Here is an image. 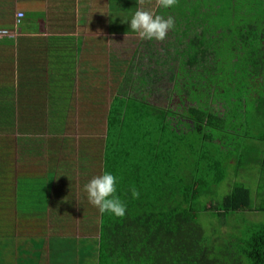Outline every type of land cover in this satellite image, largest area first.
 <instances>
[{
    "label": "trees",
    "instance_id": "obj_1",
    "mask_svg": "<svg viewBox=\"0 0 264 264\" xmlns=\"http://www.w3.org/2000/svg\"><path fill=\"white\" fill-rule=\"evenodd\" d=\"M121 1L126 10L138 4ZM150 1L139 8L153 11ZM161 12L176 26L163 41L144 40L137 57L166 64V76H138L135 68L127 80L144 95L128 92L115 99L109 137L90 158L88 178L78 180L83 191L62 194L70 206L64 231L70 229L69 243L83 259L70 264H88L84 258L94 257L99 245L101 264H264V218L245 214L264 215V0H177ZM226 48L229 59L220 53ZM120 65H112L116 83L127 68ZM136 76L145 78V89ZM228 115L251 124L261 152L239 157L227 147L224 133L233 130ZM104 171L117 177L123 217L101 214L88 202L84 184ZM232 174L229 192L219 199L217 187ZM248 178L261 184L252 190ZM64 213L50 212L54 218Z\"/></svg>",
    "mask_w": 264,
    "mask_h": 264
},
{
    "label": "crops",
    "instance_id": "obj_2",
    "mask_svg": "<svg viewBox=\"0 0 264 264\" xmlns=\"http://www.w3.org/2000/svg\"><path fill=\"white\" fill-rule=\"evenodd\" d=\"M121 2L0 0V28L13 34L0 39V255H9L0 256V264L83 260L78 247L69 243L70 229L64 231L69 224L64 212L70 206L62 194L83 191L78 180L88 178L90 158L109 137L112 105L118 96L131 93L126 71L125 94L112 95L121 84L114 78L111 83L112 65L119 70L118 63L123 69L131 64L124 55L118 60L115 50L123 48L111 36L129 33L127 7ZM118 11L125 17L119 22ZM18 12L24 13L20 22ZM160 100L165 109V97ZM84 108L96 109L94 113L107 121L103 127L98 123L95 134H88L93 128L81 118ZM73 129L83 135H73ZM32 180L38 199H18L17 189L30 187ZM52 211H61L64 219L54 218ZM28 218L45 229L25 245L20 240L33 227ZM6 226L14 231L6 232ZM10 237L13 245L6 251ZM99 246L94 257L84 258L88 264H101ZM45 252L47 260L41 256Z\"/></svg>",
    "mask_w": 264,
    "mask_h": 264
},
{
    "label": "rangeland",
    "instance_id": "obj_3",
    "mask_svg": "<svg viewBox=\"0 0 264 264\" xmlns=\"http://www.w3.org/2000/svg\"><path fill=\"white\" fill-rule=\"evenodd\" d=\"M156 3V5H154ZM154 5V6H153ZM139 7V4H137L135 7L133 8H129L128 10L124 11V12H135V10H137V8ZM151 7L153 8V11H151L154 15H160L162 12L161 10L163 9L162 7H160L157 2H155V0H152L150 1L149 5H148V8L151 9ZM122 11H118V18H117V21L119 22L121 20V18H125L122 16V13H124ZM161 16H165V15H161ZM116 21V22H117ZM217 22H219L218 20L215 21V23L217 24ZM176 25H174L175 27ZM113 31V29L111 30ZM113 37V39L116 40V43L119 47L123 48V50H116V55H118V52L120 51L121 54H123L124 56L130 58L131 60V64L128 63V66L127 68L125 69V73L127 71V79L129 78V75L131 73H134L135 72V68L140 69V75L138 76H145L144 73H150L152 74L151 76H153L154 78L155 77H158V76H166V68H167V65L166 64H159L157 63L156 61V58H153L150 62H149V57L148 56H144L143 58H138L137 55L139 54V51L138 49L142 48V43L144 40H142L139 35L136 33V32H133L132 30H129V33H122V32H118L117 34H113L111 35ZM133 38V41L131 40ZM109 42V41H108ZM146 45H144L143 47V53L145 51V47ZM162 46H163V42L159 45H154V50L158 51V50H161L162 49ZM220 53H222L227 59H229V51H228V48L226 49H220ZM122 55V57H123ZM112 62V61H111ZM168 62V60L166 61V63ZM171 63H173V61H170ZM178 68H175V70L173 71V73H177L178 74V70H176ZM178 75H181L180 73ZM111 76V83H112V80L113 78L115 77V75L113 74H110ZM136 76V81L138 82V87H141L143 88V80L145 78L143 77H138ZM131 81H132V77L130 78ZM161 80H163L161 78ZM129 81V80H128ZM127 81V82H128ZM120 83V82H119ZM118 84V83H117ZM129 84V83H128ZM161 84V82L159 83V85ZM130 85V84H129ZM128 85V86H129ZM167 85V83H166ZM114 86V84H113ZM115 87V86H114ZM137 87V88H138ZM152 87V86H151ZM101 88L103 89H106V86L103 87V82L101 80ZM131 88V94H134L135 96L136 95H139V94H142L144 95V93H138L136 92V89L135 87L133 86H130ZM146 86L143 88L145 89ZM126 89H127V85L125 84V82L122 80L121 81V84L116 88V89H112L113 92H112V95L114 96L115 94H125L126 92ZM218 94V93H217ZM233 96L235 97H238V96H243V95H239V94H234ZM244 100H245V103L247 101V97L244 96L242 97ZM111 99V98H110ZM160 104L164 102V100H160L159 101ZM165 102H166V99H165ZM232 104V102H230ZM247 105V103H246ZM96 110V109H95ZM92 108H84L82 110V116L81 118H84L85 120V126L92 129V131H100V130H97L96 127H98V123L101 127H103L104 125V121H106V119L103 118V114L102 116H97ZM229 117H227L226 119V122L229 121V128L228 129H233V130H229L228 132L224 133V140H225V144L227 145V147L234 152V154H236L237 156H242V155H245L247 152H250V151H255V152H261L262 149L259 148V147H255L257 144L262 146V142H260L259 140H256L253 138L254 136V133L251 131V119L249 120L247 117L246 118H243V120H247L248 121V124L250 126L247 125V122H242L241 124H239L237 121L235 120H238V119H235L233 121V115H228ZM106 124H107V121H106ZM256 125V123H254ZM80 127V125H78ZM104 132H103V137L105 138L106 137V133H107V128L106 129H103ZM73 135H83L81 134V131L79 130H75L73 129L72 131H70ZM89 133V131H88ZM244 162V161H242ZM240 169H243L244 170V166L242 167H239ZM233 175V178H229L228 180H226V183H223L222 185L218 186L217 187V193H218V198H222L225 194H227L230 190V186L233 184L231 183L232 180H234V174ZM239 180L242 181L239 177ZM244 181L245 184L250 187L252 190H254L256 188V186L258 187V185L261 184L259 178L258 179H245ZM35 180H32L31 181V186L28 187V188H25L24 186H22V188L20 189H17L16 191V196L17 198H22L23 200H26V199H33V200H37L38 199V196L36 194V191L37 189H35V186H34V183ZM24 189H27V190H23ZM21 194V195H20ZM31 205V202L29 203ZM250 211H247V214L250 218L252 219H258L259 221L263 220L264 218V215L263 214H258L256 211L249 214ZM237 215H241V212H238ZM53 222H54V219H51ZM242 224L243 222L245 223V218H242ZM28 221L29 223H32V226L29 231L27 232V237L26 235H24V237L20 240L23 242V244L27 245L28 243H30L31 241H29L28 239H34L32 238L33 237V234L35 233H38L39 231H43V228L42 226H45V225H41L40 222H33V221H30V219L28 218ZM209 223V222H208ZM235 223H237L235 221ZM238 224V223H237ZM9 225V223H8ZM62 225V224H60ZM4 228V227H3ZM3 228H0V231L1 229ZM5 230L6 232L8 231H14L13 227H5ZM20 231H23V229H18V232ZM3 232L1 231V234ZM51 236V239L54 241L55 239L53 238L54 235H50ZM7 243H6V251L8 250V248L12 247L13 245V238L10 237L7 239ZM76 244V243H75ZM21 245V244H20ZM2 258L5 257L7 258L9 255L5 252V251H2L1 252V255H0Z\"/></svg>",
    "mask_w": 264,
    "mask_h": 264
},
{
    "label": "clouds",
    "instance_id": "obj_4",
    "mask_svg": "<svg viewBox=\"0 0 264 264\" xmlns=\"http://www.w3.org/2000/svg\"><path fill=\"white\" fill-rule=\"evenodd\" d=\"M157 4L168 9L174 7L177 0H156ZM142 4L143 0H137ZM130 29L136 32L142 40L163 41L169 30L174 28V19L169 16L165 19L163 16L154 15L151 11L137 8L130 19ZM87 193L88 202L98 208L101 214L109 213L116 217H123L126 214V205L117 195V177L109 172L93 177L84 185ZM133 198L139 197V192L132 188Z\"/></svg>",
    "mask_w": 264,
    "mask_h": 264
},
{
    "label": "built area",
    "instance_id": "obj_5",
    "mask_svg": "<svg viewBox=\"0 0 264 264\" xmlns=\"http://www.w3.org/2000/svg\"><path fill=\"white\" fill-rule=\"evenodd\" d=\"M23 17H24V13L23 12H18V14H17V21L20 22ZM12 35L13 34L11 33V31L9 29L0 28V39L2 37L12 36Z\"/></svg>",
    "mask_w": 264,
    "mask_h": 264
}]
</instances>
